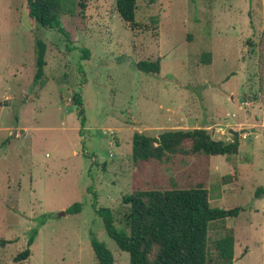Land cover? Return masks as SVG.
<instances>
[{
    "label": "rangeland",
    "instance_id": "1",
    "mask_svg": "<svg viewBox=\"0 0 264 264\" xmlns=\"http://www.w3.org/2000/svg\"><path fill=\"white\" fill-rule=\"evenodd\" d=\"M80 2L61 16L68 41L34 23L26 0H0V264H97L91 230L114 264H130L95 205L125 211L136 189L198 184L212 206L243 207L210 223L206 264H224L216 240L229 231L234 264H264V0H139L136 28L116 0ZM37 39L47 52L35 82ZM157 58L159 73L138 69ZM201 127L225 141L245 129L239 153L134 162L135 132ZM75 202L81 211L66 212Z\"/></svg>",
    "mask_w": 264,
    "mask_h": 264
},
{
    "label": "trees",
    "instance_id": "2",
    "mask_svg": "<svg viewBox=\"0 0 264 264\" xmlns=\"http://www.w3.org/2000/svg\"><path fill=\"white\" fill-rule=\"evenodd\" d=\"M71 0H26L25 8L29 18L37 25L58 28L70 41L69 32L62 25V13ZM85 0H81L80 4ZM139 0H116L121 18L131 28H136V10ZM47 45L42 39L36 41V73L38 82L45 75ZM85 57L89 50L83 51ZM203 62H210V54H204ZM140 71L159 73L161 59H143L137 63ZM73 101L79 106V115L84 124L83 100L80 93L74 94ZM134 162L150 160L163 161L177 153L223 155L227 158L239 153V136L233 140L214 139L203 127L194 129H170L158 135L135 132L132 142ZM264 194L259 186L256 197ZM128 208L125 211L110 207H96L108 235L120 249L129 252L130 264H206L208 258L207 236L210 223L224 221L239 215L243 207L223 208L212 206L208 188L198 184L188 188L136 189L125 196ZM81 203L75 202L66 212H80ZM44 222L41 221L42 224ZM120 226V228L118 227ZM39 233V225L32 229L28 247L16 256V260L27 259L31 245ZM91 245L97 264H114L115 258L105 242L90 231ZM218 257L224 264H234L235 236L229 231L216 240Z\"/></svg>",
    "mask_w": 264,
    "mask_h": 264
},
{
    "label": "water",
    "instance_id": "3",
    "mask_svg": "<svg viewBox=\"0 0 264 264\" xmlns=\"http://www.w3.org/2000/svg\"><path fill=\"white\" fill-rule=\"evenodd\" d=\"M244 131H245V129H241V130H235L234 128H230V129H229V132H231L232 135H234V136H239V135H240L241 133H243ZM60 214H61V215L65 214V211H62Z\"/></svg>",
    "mask_w": 264,
    "mask_h": 264
}]
</instances>
